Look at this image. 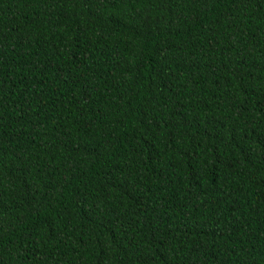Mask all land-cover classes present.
<instances>
[{
  "label": "trees",
  "instance_id": "1",
  "mask_svg": "<svg viewBox=\"0 0 264 264\" xmlns=\"http://www.w3.org/2000/svg\"><path fill=\"white\" fill-rule=\"evenodd\" d=\"M0 264H264V0H0Z\"/></svg>",
  "mask_w": 264,
  "mask_h": 264
}]
</instances>
